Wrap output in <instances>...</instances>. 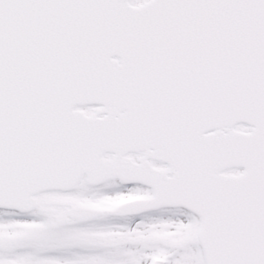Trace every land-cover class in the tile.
<instances>
[{
    "label": "snow or ice",
    "instance_id": "obj_1",
    "mask_svg": "<svg viewBox=\"0 0 264 264\" xmlns=\"http://www.w3.org/2000/svg\"><path fill=\"white\" fill-rule=\"evenodd\" d=\"M0 264H264V0H0Z\"/></svg>",
    "mask_w": 264,
    "mask_h": 264
}]
</instances>
